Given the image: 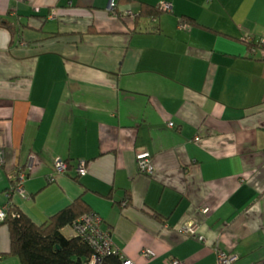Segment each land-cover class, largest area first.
<instances>
[{"label":"crops","instance_id":"crops-1","mask_svg":"<svg viewBox=\"0 0 264 264\" xmlns=\"http://www.w3.org/2000/svg\"><path fill=\"white\" fill-rule=\"evenodd\" d=\"M112 1L0 0V207L26 167L14 201L36 223L86 192L136 264H216V246L238 252L234 264H264V55L244 40L264 38V0H136L171 4L142 26ZM183 17L207 28L183 29ZM17 18L21 37L5 25ZM189 221L206 243L179 231ZM10 242L3 225L1 249Z\"/></svg>","mask_w":264,"mask_h":264},{"label":"trees","instance_id":"trees-1","mask_svg":"<svg viewBox=\"0 0 264 264\" xmlns=\"http://www.w3.org/2000/svg\"><path fill=\"white\" fill-rule=\"evenodd\" d=\"M122 3L130 6L128 10H120ZM136 0H118L114 7V12L119 16L135 17L138 24L142 26L143 20L152 22L159 19L165 10L147 3H139V9L132 8ZM134 11V14H130ZM182 21L190 22L195 26H202L191 17H183ZM5 25L11 30L15 37L22 36V29L25 26L23 21L17 18L14 22L7 21ZM207 28L205 26H202ZM63 34L57 33L52 37H60ZM249 46L261 47L262 41L247 37L244 39ZM69 163V162H68ZM69 169L71 166L69 164ZM21 168V166H20ZM19 168V169H20ZM18 169V170H19ZM17 177L12 181L10 191L9 206L6 209V217L0 221V227L8 225L11 242L7 251L1 249L0 259L16 257L21 264H89L94 254L91 244L82 236L74 234L68 236L63 232L65 227H72L86 213L92 211L85 198V193L76 198L69 206L58 211L43 224L36 223L27 213H25L14 201ZM88 191V190H87ZM111 197V193L107 196ZM131 198V197H130ZM126 199L129 204L132 199ZM173 258L168 259L167 261ZM102 264H123V259L119 254L112 253L104 256Z\"/></svg>","mask_w":264,"mask_h":264},{"label":"built area","instance_id":"built-area-1","mask_svg":"<svg viewBox=\"0 0 264 264\" xmlns=\"http://www.w3.org/2000/svg\"><path fill=\"white\" fill-rule=\"evenodd\" d=\"M116 2L112 1L111 6L115 7ZM165 11L171 9V4L164 3L161 5ZM130 14H134V11H131ZM54 16V15H53ZM192 24L187 21H181V28L190 29ZM261 51L264 55V38L261 40ZM170 126H174V122L170 123ZM5 152L0 151V161H4ZM38 159L36 154L30 155L29 168H32L34 162ZM137 161L139 169L142 173H146L151 175L154 173V165H153V156L150 151H142L137 154ZM69 163L64 159H58L57 163V171L61 173L67 174L69 172ZM76 171L80 176L86 175V161H80L79 165L76 167ZM30 177V170L26 167H21L18 170L17 174V182L15 186V192L19 194L25 193V183ZM51 181L55 180V177H50ZM13 187V186H12ZM8 202L4 207H0V221H3L6 217V209L9 206ZM127 200L123 202V205H126ZM208 208H204L202 211L204 213L208 212ZM104 218L103 216L96 212L90 211L83 215L73 226V231L85 238L94 249V254L90 260L89 264H102V259L104 256L111 255L112 253L119 254L123 259V264H136V262L130 258H126L123 253L119 250L116 245L113 233L109 230H105L103 228ZM179 231L187 236L197 239L202 243L207 242V237L201 233L200 224L198 222L189 221L184 223ZM216 249V264H234L239 258L240 254L238 252H227L221 249L219 246L215 247ZM142 254L151 257L155 255V252L150 248H145L142 251ZM166 264H186L183 260L178 258H173L167 261Z\"/></svg>","mask_w":264,"mask_h":264},{"label":"bare ground","instance_id":"bare-ground-1","mask_svg":"<svg viewBox=\"0 0 264 264\" xmlns=\"http://www.w3.org/2000/svg\"><path fill=\"white\" fill-rule=\"evenodd\" d=\"M175 124V123H174ZM123 204V203H122Z\"/></svg>","mask_w":264,"mask_h":264},{"label":"rangeland","instance_id":"rangeland-1","mask_svg":"<svg viewBox=\"0 0 264 264\" xmlns=\"http://www.w3.org/2000/svg\"><path fill=\"white\" fill-rule=\"evenodd\" d=\"M138 162V161H137ZM153 174V173H152Z\"/></svg>","mask_w":264,"mask_h":264}]
</instances>
